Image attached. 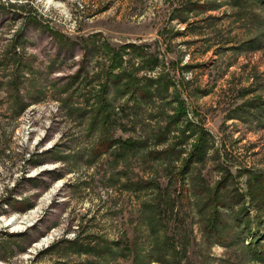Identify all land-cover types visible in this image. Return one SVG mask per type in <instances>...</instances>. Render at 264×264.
<instances>
[{
    "label": "rangeland",
    "instance_id": "1",
    "mask_svg": "<svg viewBox=\"0 0 264 264\" xmlns=\"http://www.w3.org/2000/svg\"><path fill=\"white\" fill-rule=\"evenodd\" d=\"M262 178L264 0H0V264H264Z\"/></svg>",
    "mask_w": 264,
    "mask_h": 264
},
{
    "label": "trees",
    "instance_id": "2",
    "mask_svg": "<svg viewBox=\"0 0 264 264\" xmlns=\"http://www.w3.org/2000/svg\"><path fill=\"white\" fill-rule=\"evenodd\" d=\"M131 47H134V48H137V49L140 50V46L133 45V46H131ZM141 53H142V52H141ZM152 59H154V62L157 63V61H158L157 58H152ZM128 86H129V85H128ZM250 186H251V193H252V196L255 197V194H256V195L263 194V193H264V178H262V181L260 182V184H259L258 186H256L255 188L253 187L252 184H250ZM215 216L218 217L217 214H216ZM214 219L216 220V218H214ZM215 220H213V222H214V223H213V227H217V226L219 225L218 222H216ZM257 240H258V238L255 239L256 242H257ZM255 241H254V242H255ZM250 246H251V245H250ZM249 248L251 249V252H252V253L254 252L255 255H258V256H260V257H262V256L264 255L263 251H261V250H259V249L253 248L252 246L249 247Z\"/></svg>",
    "mask_w": 264,
    "mask_h": 264
},
{
    "label": "bare ground",
    "instance_id": "3",
    "mask_svg": "<svg viewBox=\"0 0 264 264\" xmlns=\"http://www.w3.org/2000/svg\"><path fill=\"white\" fill-rule=\"evenodd\" d=\"M10 220V219H9ZM11 224H12V222H11ZM12 226H15V225H12ZM16 227V226H15Z\"/></svg>",
    "mask_w": 264,
    "mask_h": 264
}]
</instances>
